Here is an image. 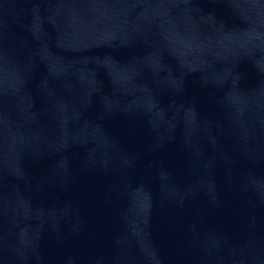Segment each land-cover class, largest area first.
<instances>
[{
    "label": "water",
    "instance_id": "water-1",
    "mask_svg": "<svg viewBox=\"0 0 264 264\" xmlns=\"http://www.w3.org/2000/svg\"><path fill=\"white\" fill-rule=\"evenodd\" d=\"M0 264H264V0H0Z\"/></svg>",
    "mask_w": 264,
    "mask_h": 264
}]
</instances>
